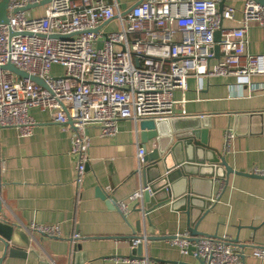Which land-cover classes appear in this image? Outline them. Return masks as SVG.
I'll list each match as a JSON object with an SVG mask.
<instances>
[{"label":"built area","instance_id":"built-area-1","mask_svg":"<svg viewBox=\"0 0 264 264\" xmlns=\"http://www.w3.org/2000/svg\"><path fill=\"white\" fill-rule=\"evenodd\" d=\"M9 1L10 21L0 25V128L31 136L36 124L30 112L39 108L49 113L52 123L73 129L71 153L78 158V188L90 162V125L99 126L102 137L114 138L121 120L139 124L185 116L184 109L181 115L176 110L186 104L187 80L192 75L200 80L237 76L250 91L264 88L251 81L264 76V55L252 54L248 48L249 29H264V10L255 0H246L240 25L229 28L223 23L233 21L236 13L230 5L220 10L223 0H144L126 15L118 0H50L44 15L34 18L13 11L43 0ZM115 19L119 29L105 30ZM7 64L37 76L44 85L3 69ZM145 154L146 148L138 147L139 173ZM253 172L264 176L262 171ZM147 191L149 186L143 185L126 202L117 203L118 210L128 215V204L143 202ZM24 229L32 237L34 233L61 236L59 225L31 224ZM147 237L131 239L130 245L144 247ZM78 238L75 234L73 240ZM190 238L188 230L169 242L181 255L194 248L192 255L205 264L244 262L227 236L200 237L196 243ZM252 255L264 261V248H255ZM125 262L152 264L148 256Z\"/></svg>","mask_w":264,"mask_h":264},{"label":"crops","instance_id":"crops-1","mask_svg":"<svg viewBox=\"0 0 264 264\" xmlns=\"http://www.w3.org/2000/svg\"><path fill=\"white\" fill-rule=\"evenodd\" d=\"M138 1L122 0L128 6ZM245 2L226 0L224 7L233 6L236 14L233 21L223 23L225 28L240 25ZM46 5L34 7L25 12L26 16L42 17ZM118 29L116 19L105 25L107 31ZM248 48L252 54L264 55V29L257 26L249 29ZM251 81L264 87V76H254ZM187 85L186 104L184 108L178 105L176 110L177 115H181L184 109L185 116L175 118L185 121L182 131L189 132L196 117L208 118L205 137L208 146L223 155L231 169L245 174H253L255 170L264 172L263 124L243 117L239 124L237 119L239 114L264 113V88L250 91L244 79L237 76L200 80L192 75ZM180 97L178 93L177 100ZM30 114L36 124L31 136L22 137L15 128L0 130L1 213L23 230L31 224L59 225L61 236L57 239L34 233L30 246L34 252L29 251L24 258L4 255L0 241V264H68L75 234L79 235L77 242L87 263L128 264L125 260L133 254L130 240L139 220L142 223L137 236L152 237L141 255L153 259L152 264H198L193 255H181L178 247L169 242L176 234L190 229L184 201L155 209L148 220L133 210L134 203H129L127 224L122 213L109 209L96 193L100 188L116 203L126 202L144 185L138 172L137 150L145 147L149 153L158 148V141L144 143L140 123L130 119L119 121L114 138L102 137L99 126L90 125L87 131L92 140L90 162L78 188L75 183L78 158L71 153L74 130L52 123L49 113L39 108L31 110ZM229 135H232L230 140ZM177 141L175 139L174 143ZM196 172L199 176L191 187L203 194L201 198L213 203L210 212L198 224V231L211 238L229 237L243 255V264H264L252 255L255 248H264V180L232 174L225 183L221 171H218L220 177L215 178L206 175L211 172L209 168H199ZM186 187V180L178 178L172 191L176 196L184 195ZM109 188L111 191L106 193ZM201 205L194 204L192 223L198 218ZM12 244L21 246L17 238Z\"/></svg>","mask_w":264,"mask_h":264},{"label":"water","instance_id":"water-1","mask_svg":"<svg viewBox=\"0 0 264 264\" xmlns=\"http://www.w3.org/2000/svg\"><path fill=\"white\" fill-rule=\"evenodd\" d=\"M144 0H140L135 4L128 6L123 3L122 0H118L121 4L122 15H126L136 6L140 5ZM264 10V0H255ZM50 3V0H43L40 3L29 5L21 9H16L13 13L17 11L27 12L34 7L40 5H46ZM226 0L220 4L219 9L222 10L225 6ZM10 1L9 0H0V25L8 24L10 19ZM13 35V33H11ZM215 41H220V32L215 34ZM216 49V55L219 54L218 47ZM3 69L13 72L21 78H29L33 82L44 85L43 81L36 77H32L26 72H23L17 69L12 64H7ZM242 117L246 120L249 119L252 123L260 122L263 124V129L261 132L264 134V113H248V114H239L237 116L238 123L242 122ZM194 120V126L192 129L185 133L182 131L183 123L181 119H171V120H160V121H150L143 120L140 123L139 128L141 131V138L144 143H147L149 140H157L158 148L153 149L149 153L145 154L144 158V167L141 169V175L144 181V185H148L150 191L145 192L143 202L135 204L133 210L144 215V220H148L149 214L157 208L162 207L165 204H172L175 206L180 201L186 203V214L188 215V223L190 226L192 243H196L200 237H208L206 234L198 231V224L203 220V218L210 212L213 205L212 200L207 198H201L203 194H198L197 191H194V188L191 187L194 179L197 178L199 168L204 169L209 168L210 174H206L211 178L219 176L218 171H221L225 183L228 181L229 177L232 174L243 175L246 177H255L264 180V176L255 175V174H245L240 172H235L233 168L231 169L226 159L218 151L212 150L208 146V139L206 137V129H209V120L208 118L196 117ZM72 126L73 123L68 122ZM1 130V128H0ZM164 131V132H163ZM237 133V129L235 132ZM178 141L174 143V140ZM210 164V166H207ZM194 170V171H192ZM213 172V173H212ZM184 179L187 182V187L184 195L176 196L175 191L173 190L174 183L176 179ZM189 186V188H188ZM96 193L106 202L108 208L118 210L116 200L110 195L105 194L100 188L97 189ZM194 204H202L200 206V214L194 223L191 222V213L194 211ZM119 211V210H118ZM124 221L128 224L127 216L124 214ZM142 220H139L136 223V230H134V238H138L137 232L140 231ZM42 237H47L42 235ZM17 238L21 246L16 247L12 244L14 239ZM152 237H147V240H151ZM168 239V238H166ZM32 236L25 230L21 229L13 222H11L6 215H2L0 207V241L4 245V255H9L10 257L24 258L29 251L34 252L31 246ZM78 240V239H77ZM77 240H71V252L68 256V264H90L87 263V258L85 253H82V247L78 244ZM143 251V246L140 245L137 248L133 249V254L129 258H142L141 255ZM194 248H190L189 252L192 255ZM139 256H136V254ZM5 257V256H4ZM153 262V259H150ZM198 264H205L203 261L197 259ZM50 264V263H47Z\"/></svg>","mask_w":264,"mask_h":264},{"label":"rangeland","instance_id":"rangeland-1","mask_svg":"<svg viewBox=\"0 0 264 264\" xmlns=\"http://www.w3.org/2000/svg\"><path fill=\"white\" fill-rule=\"evenodd\" d=\"M55 70H57V71H59V72H60V71H61V68H59V67H56V68H55Z\"/></svg>","mask_w":264,"mask_h":264}]
</instances>
